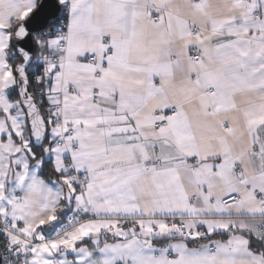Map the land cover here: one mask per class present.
Listing matches in <instances>:
<instances>
[{
    "label": "snow or ice",
    "instance_id": "1",
    "mask_svg": "<svg viewBox=\"0 0 264 264\" xmlns=\"http://www.w3.org/2000/svg\"><path fill=\"white\" fill-rule=\"evenodd\" d=\"M0 264H264V0H0Z\"/></svg>",
    "mask_w": 264,
    "mask_h": 264
}]
</instances>
